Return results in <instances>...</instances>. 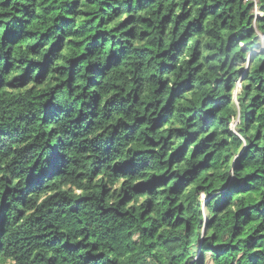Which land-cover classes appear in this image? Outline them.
Segmentation results:
<instances>
[{"label": "trees", "instance_id": "16d2710c", "mask_svg": "<svg viewBox=\"0 0 264 264\" xmlns=\"http://www.w3.org/2000/svg\"><path fill=\"white\" fill-rule=\"evenodd\" d=\"M0 264H264V0H0Z\"/></svg>", "mask_w": 264, "mask_h": 264}, {"label": "rangeland", "instance_id": "374dc122", "mask_svg": "<svg viewBox=\"0 0 264 264\" xmlns=\"http://www.w3.org/2000/svg\"><path fill=\"white\" fill-rule=\"evenodd\" d=\"M255 11L257 12V14H260V15L262 14V12L258 8H255ZM239 92H240V89L235 90V93H239ZM236 122H237V120L235 119L234 122L232 123V126H235ZM202 197L204 198V195ZM196 259H197V256H194V260H196Z\"/></svg>", "mask_w": 264, "mask_h": 264}, {"label": "built area", "instance_id": "2783aa9c", "mask_svg": "<svg viewBox=\"0 0 264 264\" xmlns=\"http://www.w3.org/2000/svg\"><path fill=\"white\" fill-rule=\"evenodd\" d=\"M241 88H242V81H241V78H239L237 81H236V86H235V90L236 89H240L241 90ZM235 90H234V92H235ZM235 94H237V93H235ZM237 120V122H238V119H236ZM236 122V123H237ZM235 123V124H236Z\"/></svg>", "mask_w": 264, "mask_h": 264}]
</instances>
